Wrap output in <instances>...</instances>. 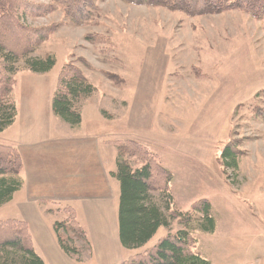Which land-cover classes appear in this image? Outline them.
I'll list each match as a JSON object with an SVG mask.
<instances>
[{
  "label": "rangeland",
  "instance_id": "1",
  "mask_svg": "<svg viewBox=\"0 0 264 264\" xmlns=\"http://www.w3.org/2000/svg\"><path fill=\"white\" fill-rule=\"evenodd\" d=\"M24 1L51 7L45 15L24 11L20 23L29 29L57 26L30 57L53 55L55 64L43 75L26 71L23 62L17 65L12 93L17 115L0 135V145L11 138L52 133L50 107L57 77L64 66H72L94 88L75 106L81 121L77 133L107 142L109 170L116 171L118 151L133 170L141 168L146 158L134 142L143 146L170 173L159 180L156 172L152 182L155 202L161 207L170 202L167 217L187 213L200 200L211 206L213 234L195 230V224L189 231L196 253L211 264H264V21L237 10L190 17L161 7L103 0L95 2L88 25L78 27L68 22L57 3ZM233 140L238 171L227 170L226 180L220 158ZM26 199L25 191L0 207V223L19 224V231L27 225L38 256L44 264H54L60 251L50 240L57 243L51 232L58 219L30 202L40 215L30 211V220ZM179 230L184 229L171 222L132 251L114 246L115 235L95 250L78 240V256L68 258L71 264H121Z\"/></svg>",
  "mask_w": 264,
  "mask_h": 264
},
{
  "label": "trees",
  "instance_id": "2",
  "mask_svg": "<svg viewBox=\"0 0 264 264\" xmlns=\"http://www.w3.org/2000/svg\"><path fill=\"white\" fill-rule=\"evenodd\" d=\"M65 10L68 22L78 27H86L96 11L95 2L103 0H50ZM132 6L161 7L179 11L190 17L219 15L226 11L237 10L249 14L257 21H264V0H236L228 3L225 0H122ZM26 11L36 15L51 12V7L32 5L24 0H0V134L14 124L17 111L12 99L16 85L15 75L20 71L18 64L23 62L25 70L34 75L48 73L55 64L53 55L42 59L30 58L57 26L49 28H25L20 23V15ZM57 88L51 100L52 115L70 126L77 128L80 121L79 111L75 106L87 99L94 88L87 82L80 70L64 66L57 77ZM237 142L227 144L221 153L222 175L228 179L227 170L238 171L239 151ZM8 147V146H6ZM0 145V207L12 201L22 182L17 174L22 168L18 152L11 147ZM134 148L146 158V163L133 170L122 161L117 152L116 171L111 174L120 188L117 211L118 240L123 250L132 251L144 247L160 228H168L175 222L184 230L160 239L154 246L136 254L121 264H211L194 251L195 239L190 235L191 225L204 234H213L215 221L211 215V206L207 200H200L190 206L187 213L170 211V202L161 207L152 195L154 186L153 174L158 172V179L170 173L162 169L156 157L138 143ZM14 149V150H13ZM12 158V159H11ZM7 159V163H6ZM8 164V166H7ZM11 175L9 178L6 176ZM163 190H167L164 188ZM164 192V191H163ZM165 193V192H164ZM167 193V192H166ZM190 212L199 215L194 219ZM64 222L55 223L53 231L60 251L67 257L78 256L76 241L87 244L86 232L79 226L75 215L67 211ZM22 224V223H21ZM19 224L0 223V264H44L36 253L26 233V226L17 229Z\"/></svg>",
  "mask_w": 264,
  "mask_h": 264
},
{
  "label": "crops",
  "instance_id": "3",
  "mask_svg": "<svg viewBox=\"0 0 264 264\" xmlns=\"http://www.w3.org/2000/svg\"><path fill=\"white\" fill-rule=\"evenodd\" d=\"M57 120L54 116L50 119V134L40 133L19 141L11 138L6 142L5 146L17 149L22 162L18 173L22 187L14 196L26 191L28 201L25 207L30 220V211L34 208L28 206L30 202L41 207L45 215L58 219L53 222V226L64 222L68 218L67 211H71L86 232L91 248L95 250L98 245L105 244L106 238L110 241L109 235H115L118 243L115 242L114 246L122 249L117 225L120 188L111 177L115 171L109 170L107 142L102 137L83 138L84 135L77 133L81 124L74 129L65 123L58 124ZM112 159L111 153V162ZM33 212L40 216L36 211ZM53 226L51 234L55 237ZM90 236L94 238L92 241L89 240ZM54 243L57 245L51 239L50 245L54 246ZM57 255L54 264H60L61 261L72 263L61 251H57ZM50 259L53 257L50 256Z\"/></svg>",
  "mask_w": 264,
  "mask_h": 264
}]
</instances>
